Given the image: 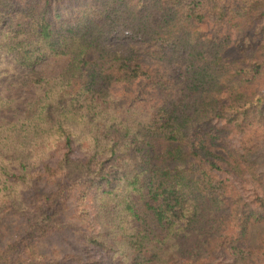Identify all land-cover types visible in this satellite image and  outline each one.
Returning <instances> with one entry per match:
<instances>
[{
	"label": "trees",
	"instance_id": "16d2710c",
	"mask_svg": "<svg viewBox=\"0 0 264 264\" xmlns=\"http://www.w3.org/2000/svg\"><path fill=\"white\" fill-rule=\"evenodd\" d=\"M263 74L264 0H0V112L7 85L35 91L0 118V211L76 228L70 264H258L264 234L238 241L264 225ZM69 198L94 203L85 232ZM21 242L0 264H46Z\"/></svg>",
	"mask_w": 264,
	"mask_h": 264
},
{
	"label": "rangeland",
	"instance_id": "374dc122",
	"mask_svg": "<svg viewBox=\"0 0 264 264\" xmlns=\"http://www.w3.org/2000/svg\"><path fill=\"white\" fill-rule=\"evenodd\" d=\"M61 63L57 62L54 64H50L51 67L50 72H57L61 67ZM6 76L2 75L0 82L4 83L6 80ZM16 79H10L9 82ZM8 84V83H7ZM254 89L256 88H263L264 87V74L258 78L253 85ZM5 87V86H4ZM5 94L8 97H13V102L10 108H8L5 112H0V118L4 120H12L15 117V114L18 112L21 113L24 108V103L30 96H34L35 91L34 89L22 88L19 84L15 86L7 85L5 90ZM15 108V109H14ZM232 142H236V138L233 139ZM72 155L83 157V150H80L76 144L72 145ZM62 151L59 147L55 150H52L50 159L48 162L54 164L60 158ZM263 162H264V155H263ZM260 178L264 180V164L259 168ZM93 202V201H92ZM90 199H88L87 203L75 202L73 198H69V211L66 215L65 225H70L71 223L76 224L79 228L84 227V223L80 221L82 220V216H79V209L80 208H88V217L91 219L94 217V210L95 206ZM27 219L25 216H22L18 213L2 209L0 211V246L6 248L7 245L12 243H18V249L16 248L15 251L12 250L10 256L12 259L17 258V252L23 249L22 240H26V243H31L30 248L26 249V255L29 256L30 253H39L41 254L42 261H45L46 264H70L66 262H62L63 257L66 253L73 252L76 253L79 251L81 247H79L80 243L83 241L78 240L79 237L76 236L75 230L76 228L68 229L65 227V231L63 230H52L47 231L45 233L41 232H32L29 233V229L27 226ZM81 231V229H80ZM85 232V231H84ZM264 234V225L261 223H252L250 224L247 235L245 239L238 241V245L244 248L250 249H262L261 239ZM94 255H96L100 260H103L102 264H110L111 262V253H105L100 249H96ZM38 254V256H39ZM37 256V259H39ZM215 258L210 260V264H233L232 258L228 257L227 255L223 254L222 252L216 251ZM258 264H264V253L257 258ZM181 263L180 260L171 259L167 262V264L172 263ZM16 264V263H15ZM73 264V263H72ZM209 264V263H207Z\"/></svg>",
	"mask_w": 264,
	"mask_h": 264
}]
</instances>
